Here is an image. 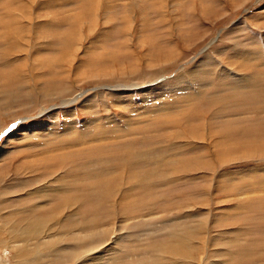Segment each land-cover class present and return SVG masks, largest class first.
Returning a JSON list of instances; mask_svg holds the SVG:
<instances>
[{
  "label": "rangeland",
  "instance_id": "obj_1",
  "mask_svg": "<svg viewBox=\"0 0 264 264\" xmlns=\"http://www.w3.org/2000/svg\"><path fill=\"white\" fill-rule=\"evenodd\" d=\"M0 39V212L10 225L44 201L39 173L65 170L54 184L79 190L83 225L101 224L88 264H164L177 258L163 249L178 233L194 246L205 235L204 264L227 263V249L237 264H264V185L254 181L264 180V0H0ZM99 118L98 141L24 136L52 123L87 131Z\"/></svg>",
  "mask_w": 264,
  "mask_h": 264
},
{
  "label": "bare ground",
  "instance_id": "obj_2",
  "mask_svg": "<svg viewBox=\"0 0 264 264\" xmlns=\"http://www.w3.org/2000/svg\"><path fill=\"white\" fill-rule=\"evenodd\" d=\"M1 36L3 38L5 37L3 35H1ZM9 37L12 38L11 40H14L17 44L21 43L16 38H13L11 36H9ZM4 40H5V38H4ZM14 41H2L1 44L5 45V44H7L9 42L15 43ZM44 42L47 43V41H44ZM48 42H50V41H48ZM27 43H28V44H26L27 45V51L28 52L29 51L32 52L33 56H34V54L36 52L43 50V48L38 47L39 44L37 45V48H36L35 45H33L34 41L33 42H31V41L28 42L27 41ZM40 44H42V43H40ZM47 44H49V43H47ZM42 45H43V47H45L44 44H42ZM79 45H80V43H79ZM46 46H48V45H46ZM11 48H14V47L11 46ZM15 51L19 52V51H21V49L17 48V49H15ZM45 52H47V51H45ZM12 53H13L12 49H8V50L5 49L4 52H3V56L5 55V57L4 58L2 57V58L3 59H7V57H8L10 59L9 56L12 55ZM109 54L112 55V53H109ZM246 54L249 55V54H251V52L246 53ZM50 55H51V53H50ZM75 56H78V55L75 53L73 58ZM63 57H65V56H63ZM73 58L71 59V61L69 60L70 61V65H73L75 63L74 62L75 59H73ZM244 66L246 67V65H243L242 68H245ZM81 67H83V66H81ZM81 67H79V68H81ZM30 75H29V77H30ZM26 77H28V76H26ZM29 77L26 78V79H28L26 81H29ZM69 78H70V76H69ZM33 81H34V83H32ZM32 82H31V84L29 83L30 84L29 85L30 89L32 91L37 90L36 88H37L38 84H37V81H36L35 74L32 77ZM151 85H156V84L154 82L153 83L148 82L147 86H151ZM147 86L142 87V89H145ZM111 88H118V89H127L128 88L129 89V88H132V87L131 86H116V87H111ZM159 89H161V88L157 87V89H155V91H158ZM54 90L55 89H51L50 90V88H49L46 91L44 90L43 93L45 95L49 96L52 92H54ZM59 90L61 91V89H59ZM190 90H192V89L190 88ZM181 91H183V90H181ZM4 94H6V93H4ZM79 97H81V96L80 95H76V97L72 98L71 100H67V101L65 100V102H63V105L67 106V105L73 103L74 101H77L79 99ZM5 104H7V103H5ZM55 107L56 106L53 105L51 109H55ZM47 109H46V107H43V112L42 113H45ZM51 115H52V113H51ZM108 123H110V122H108ZM57 124H59V123H52L51 126L49 125V126H45L43 128H41V127L39 128L38 127L37 129L34 130V132H29V133L24 132L25 133L24 136L25 137L26 136L29 137V136H32V135H37V136H40V137L44 138L45 139V143H49V142L50 143L51 142L54 143V141L58 142V141H61V139H62V142L65 141L64 144L68 143L67 140H71L72 142H75V143H78V145L79 144L81 145L82 143H85L86 139H88V141L89 140L90 141H98L99 138H102L103 137L102 133H100L101 130L99 131V129L97 130V128H100L101 126L105 125V124H103V122H102V120L100 118L99 119H94V120L90 121V124L87 123L89 126H88L87 131L85 129V131H86L85 132V131H81L80 130L79 125H78L77 122H69V123L67 122V123H65L63 132L60 133L58 131V129H57V127H58ZM36 126H37V124H36ZM208 126H209L208 124H205L202 127V131H204L203 134H202V138H203L204 141L208 137V134L205 133V131L207 130ZM104 127L106 128V126H104ZM116 130L114 128L112 131L111 130L110 131L113 132V131H116ZM36 131L39 132V133H37ZM97 131H99V132H97ZM110 131L107 130L106 132H110ZM104 132L105 131H103V133ZM208 133H209V131H208ZM192 139H194V138H192ZM70 145L74 146L73 143H70ZM75 146H77V144H75ZM75 153H78V150H76ZM67 169L68 168H66V170ZM55 173L53 172V170H50L48 172L45 171L42 174H41V172L39 173V177L38 178H40L41 180L46 181L49 178L46 181L45 184L43 183L41 186H39L36 189L37 191H35L38 194H40V193L42 194L41 196H42V198H44V201H39V203H37V204L30 205L29 207H26V208L24 207V208H22L23 210L21 209L22 210L21 211L22 215L25 214V217H23L21 219L23 222L25 221L24 223H21V220L19 219V220H17L18 222H16L15 225H13V224L10 225V223H8L5 220V218H4L6 216L0 212V249L2 248L1 246H3L4 249L1 250V252L2 253L4 252L3 254H5L9 258L5 262L2 261L3 264H7V263L8 264H88V262H92V261H95V260L98 259V257L96 255L100 251L97 248L99 247V244H100V235L103 234L100 230H98V227L101 224H99V221H97L94 217H91L89 222L87 223V225L86 226L83 225V222L85 220H87V219H82V215H81V210H82L81 202L84 199L80 202L79 199H80L81 196L73 194V191L77 192L79 190L75 189V187L74 188H70L69 185L67 186L66 184L69 183L68 180H66V181H68L67 183L65 181V185L59 184V183L58 184L56 183V185H55L54 184L56 182L55 180H57V182H58L59 180L64 179L68 175L67 173H65V170L64 171H60V173H56V174ZM75 176H77V175H75ZM256 178H258V179H256ZM262 179H263L262 176H260L258 174L256 175V177H254V181L256 180V182L261 183L262 185H264V180H262ZM70 181H72V180H70ZM230 181L233 182L232 180H230ZM248 185H249V187L251 189H253L252 187H253L254 183L252 185H250V184H248ZM257 187L260 188L262 186H257ZM233 188H237V186L235 185V187H233ZM28 194H30V192H28ZM19 195H21V194H19ZM1 202H3V201L1 200ZM13 210H15V209H12V212H14ZM18 211H20V210H18ZM6 214H8V213L6 212ZM110 217H111L112 220L115 219L114 210L112 211V215H110L109 218ZM83 229H86V230L90 229V230H87L88 232L86 233V230H85V232H83ZM112 233H114V234L116 233L115 229L112 231ZM116 235H117V233L115 234V236ZM172 236H173V240H175L174 241V245L175 246L172 249L170 248V251L165 250V248L163 250L166 252V254H171L172 256H176L177 258L178 257H180V258L177 259V258L167 257L168 255L167 256H163L161 254L162 255V259L160 258V261H162L164 264H166V263L167 264H180L184 260V262H188L186 264H192V260H194L193 264H204V261L206 260V257L208 256V254H210V251H208L210 249L206 250V248L203 245L204 243H206V239H207L205 237V235L202 236L201 239H200V246H198L197 244H196V246H194L189 241H187L186 240L187 239L186 236H184L182 234L178 233V234H173ZM104 237H106V236H104ZM107 237H108V235H107ZM111 238L112 237H110V239ZM105 239H107V238H105ZM65 240L68 243H63L62 244V241H65ZM59 241H60L61 244H59ZM103 241L106 242L108 240H106V241L103 240ZM242 243H243V241H242ZM71 248H74V250L72 251ZM101 249L102 248H100V250ZM196 249H198L199 253L201 254L198 257H196V255L193 256L194 255V251H196ZM216 251H215V253H216ZM222 251H221V254H224L226 257H228V260L226 259V261H224V262H227L225 264H237V261H235L236 257L234 256V253H233L234 249H232V250L227 249V250H224L223 252ZM236 251L238 252L239 250L237 249ZM165 252H163V253H165ZM218 252H220V251H218ZM181 257H185L186 260L185 259L180 260ZM237 258H238V256H237ZM110 259L108 258V260H110ZM157 259H159V258H157ZM157 259H156V261H157ZM121 263H123V262H121ZM239 264H241V263L239 262Z\"/></svg>",
  "mask_w": 264,
  "mask_h": 264
},
{
  "label": "water",
  "instance_id": "obj_3",
  "mask_svg": "<svg viewBox=\"0 0 264 264\" xmlns=\"http://www.w3.org/2000/svg\"><path fill=\"white\" fill-rule=\"evenodd\" d=\"M4 134L0 135V138L3 136Z\"/></svg>",
  "mask_w": 264,
  "mask_h": 264
}]
</instances>
